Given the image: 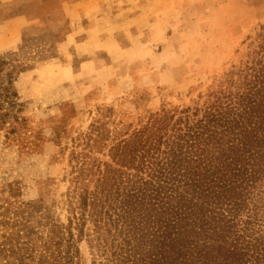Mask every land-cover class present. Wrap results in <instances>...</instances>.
Instances as JSON below:
<instances>
[{
	"label": "rangeland",
	"instance_id": "1",
	"mask_svg": "<svg viewBox=\"0 0 264 264\" xmlns=\"http://www.w3.org/2000/svg\"><path fill=\"white\" fill-rule=\"evenodd\" d=\"M263 25L264 0H0V57L23 65L21 118L0 129V264H31L16 254L27 246L38 260L50 222L68 223L70 160L89 136L202 102ZM109 142L85 149L96 165L112 163Z\"/></svg>",
	"mask_w": 264,
	"mask_h": 264
},
{
	"label": "trees",
	"instance_id": "2",
	"mask_svg": "<svg viewBox=\"0 0 264 264\" xmlns=\"http://www.w3.org/2000/svg\"><path fill=\"white\" fill-rule=\"evenodd\" d=\"M258 36L202 102L74 150L68 223L51 221L40 258L27 246L20 262L84 264L85 238L91 264H264V25ZM22 67L0 57V129L21 118ZM97 137L112 143L105 167L85 152Z\"/></svg>",
	"mask_w": 264,
	"mask_h": 264
},
{
	"label": "crops",
	"instance_id": "3",
	"mask_svg": "<svg viewBox=\"0 0 264 264\" xmlns=\"http://www.w3.org/2000/svg\"><path fill=\"white\" fill-rule=\"evenodd\" d=\"M99 1V0H98ZM101 1V0H100ZM19 19H24V21H25V18H24V16L23 15H20V18ZM23 21V20H22ZM17 29V32L16 33H18V31L20 30V28L18 27V28H16Z\"/></svg>",
	"mask_w": 264,
	"mask_h": 264
}]
</instances>
